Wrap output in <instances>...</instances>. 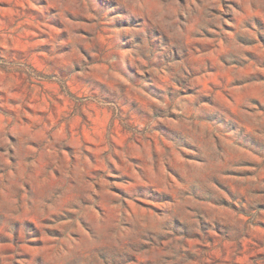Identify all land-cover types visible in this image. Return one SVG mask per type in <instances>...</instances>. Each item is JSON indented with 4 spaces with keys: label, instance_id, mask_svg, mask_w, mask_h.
I'll return each instance as SVG.
<instances>
[{
    "label": "rangeland",
    "instance_id": "1",
    "mask_svg": "<svg viewBox=\"0 0 264 264\" xmlns=\"http://www.w3.org/2000/svg\"><path fill=\"white\" fill-rule=\"evenodd\" d=\"M141 3L0 0V264H264V0Z\"/></svg>",
    "mask_w": 264,
    "mask_h": 264
},
{
    "label": "clouds",
    "instance_id": "2",
    "mask_svg": "<svg viewBox=\"0 0 264 264\" xmlns=\"http://www.w3.org/2000/svg\"><path fill=\"white\" fill-rule=\"evenodd\" d=\"M118 4L121 2V0H117ZM130 6L136 7V8H147L148 5L146 3L142 4L141 0H127ZM84 14H87L86 12ZM94 20L93 27L99 25V30H102L106 37H112L115 35V33L119 32L121 34H133L138 39H141L143 41L142 47L145 50H148L149 48V42H152L153 45V51H156V53L160 56H169L172 55V52L167 48V45L161 42L159 45H157L155 42L157 40H160L159 37L156 36H150L151 31V25L148 24L147 21L144 22H136L135 24H130L127 27H121L119 29H115L112 27H108L109 24H111V20L108 21H101L96 18H92ZM112 20L120 19L128 21L130 20L129 16H121V17H112ZM110 50L111 45H107L102 51L105 53V58L108 59L110 56ZM137 59H140L138 56ZM109 63H112L111 59H108ZM143 62V61H142ZM83 75V73H81ZM162 107H166V105H162ZM211 186V185H209ZM193 191L199 192L200 188L198 186H194ZM179 199L176 203L167 205L164 210L161 211L160 215L155 217V221L157 225L159 226V230H163V227L169 226V227H175V225L172 223L175 219V208L176 207H182L184 209V215L188 218V224L187 227L191 231L199 232L201 227L210 225L212 228H216L217 225L213 222V218L210 217H201V219H196V213L194 209L199 207L198 203L191 198V195H185L183 191H180L178 193ZM189 209H192L190 211ZM183 223V221H181ZM223 227V225H221Z\"/></svg>",
    "mask_w": 264,
    "mask_h": 264
}]
</instances>
